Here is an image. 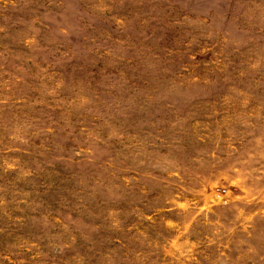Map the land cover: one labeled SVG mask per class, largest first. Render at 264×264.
Wrapping results in <instances>:
<instances>
[{"label":"rangeland","instance_id":"obj_1","mask_svg":"<svg viewBox=\"0 0 264 264\" xmlns=\"http://www.w3.org/2000/svg\"><path fill=\"white\" fill-rule=\"evenodd\" d=\"M0 264H264V0H0Z\"/></svg>","mask_w":264,"mask_h":264}]
</instances>
